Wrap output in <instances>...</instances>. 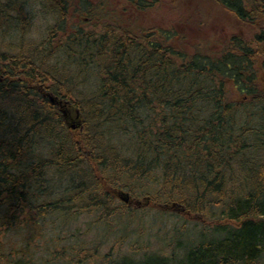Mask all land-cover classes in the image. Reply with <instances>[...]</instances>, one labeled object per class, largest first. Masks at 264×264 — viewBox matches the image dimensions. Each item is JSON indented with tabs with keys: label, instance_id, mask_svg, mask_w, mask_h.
Here are the masks:
<instances>
[{
	"label": "trees",
	"instance_id": "trees-1",
	"mask_svg": "<svg viewBox=\"0 0 264 264\" xmlns=\"http://www.w3.org/2000/svg\"><path fill=\"white\" fill-rule=\"evenodd\" d=\"M155 1L0 0V264H83L52 235L42 261L30 242L86 212L108 231L140 208L114 204L122 189L214 224L181 259L116 264H264V0H206L242 26L216 49L142 24ZM37 4L56 21L31 41Z\"/></svg>",
	"mask_w": 264,
	"mask_h": 264
},
{
	"label": "rangeland",
	"instance_id": "rangeland-1",
	"mask_svg": "<svg viewBox=\"0 0 264 264\" xmlns=\"http://www.w3.org/2000/svg\"><path fill=\"white\" fill-rule=\"evenodd\" d=\"M27 4L30 7L32 0H28ZM151 4L150 7L138 14L142 24L146 27L175 28L185 35L191 34L192 36H189L191 43L197 42L196 39L200 38L209 39L212 43L215 42L212 47L216 49L220 46L221 40L228 38L233 32L242 30V26L231 13L206 0H186L184 2L181 0H156ZM124 6L126 4L120 1L116 4L115 8L117 9L114 10H122ZM41 7L39 4L34 6L36 17L33 18L31 32L28 34L31 41L32 39L41 40L45 29L56 21L54 16L43 14L40 11ZM71 15H74L72 8L69 12V16ZM198 15H207L206 23L212 24L206 25L205 23L203 27L194 25V17L196 18ZM70 20L75 22L77 17L70 18ZM15 31L13 29L9 35L5 36L8 42L15 38L13 35L17 33ZM6 45L7 42L2 44L3 47ZM260 82L264 86V75L260 76ZM70 122L71 120L68 121L69 124ZM124 190L130 193L128 189ZM135 191L136 196L135 194L132 196L142 200L145 194H140L138 189L133 192ZM116 201L114 204L125 205L119 199ZM128 207L132 206L128 205ZM153 207L148 203L141 204L137 210L132 207L133 216L115 220L108 231L97 227L95 220L97 214L94 212L81 214L67 225L56 227V231L52 233H50L49 225H44L40 231L43 234L40 238L37 237L30 242L32 247L28 251H31L34 257L42 261L43 258L50 255V252L54 251L51 249L54 246V243L50 241L52 235L60 239V245L56 244V246L64 247L68 257H73L76 252L80 260L85 259L83 264H116L119 258L128 256L139 260L141 256L150 253L181 259L189 245L197 244L204 238V234L210 235L214 223L208 217L202 219L198 214L182 213L179 206H172L171 210L166 211ZM29 237V233H17L13 236L14 245L26 244V239ZM75 243H83L86 252L80 249L74 250L73 244Z\"/></svg>",
	"mask_w": 264,
	"mask_h": 264
},
{
	"label": "water",
	"instance_id": "water-1",
	"mask_svg": "<svg viewBox=\"0 0 264 264\" xmlns=\"http://www.w3.org/2000/svg\"><path fill=\"white\" fill-rule=\"evenodd\" d=\"M72 127L75 128V125H72ZM116 195H117V197L120 200H122L123 202L128 203V204L134 202V203H136V205L140 206L144 201H145V203H149V198H144L143 201H141V200H132L130 193H128V192H126L124 190H118L116 192ZM172 206H175V205H172Z\"/></svg>",
	"mask_w": 264,
	"mask_h": 264
},
{
	"label": "bare ground",
	"instance_id": "bare-ground-1",
	"mask_svg": "<svg viewBox=\"0 0 264 264\" xmlns=\"http://www.w3.org/2000/svg\"><path fill=\"white\" fill-rule=\"evenodd\" d=\"M49 99H50V102L52 103V104H58L59 106H61V105H63V104H65V103H67L68 101L67 100H64V99H62V98H60V97H58V96H53V95H49ZM245 116V115H244ZM127 134V133H126ZM122 190H124V189H122ZM124 191H126V190H124ZM126 192H128V191H126ZM133 205V204H135V203H130V205ZM136 205V204H135ZM138 206V205H137ZM199 215V214H198ZM201 217H202V215H201ZM202 219H203V217H202Z\"/></svg>",
	"mask_w": 264,
	"mask_h": 264
}]
</instances>
